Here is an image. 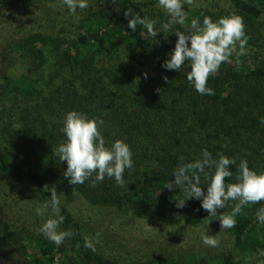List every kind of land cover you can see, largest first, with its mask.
<instances>
[{
  "label": "trees",
  "instance_id": "trees-1",
  "mask_svg": "<svg viewBox=\"0 0 264 264\" xmlns=\"http://www.w3.org/2000/svg\"><path fill=\"white\" fill-rule=\"evenodd\" d=\"M256 1L260 0H228L227 5L210 2L192 12L185 4L186 25L173 23L174 32L185 31L193 18L202 23L201 13L214 21L230 14L243 17L249 37L246 55L239 57L238 66L234 53L232 62L222 64L208 80L215 94L201 95L187 80L189 64L180 72L162 67L178 39L174 33L158 34L155 44L142 26L135 32L127 26V8L133 15L156 19L157 28L168 22L171 17L158 0H121L119 4L88 0V8L77 9L76 14L67 10L65 15L61 14L62 0H0V9L14 11L15 21L4 42L10 43L15 60H21L19 67L25 68L23 73L1 76L0 172L9 173L19 186L32 187L40 204L50 200L48 188H56L65 217L60 230L75 232L67 239L70 255L65 264H255L264 252V224L256 217L264 202L244 207L235 227L228 229L234 241L230 257L180 251L134 261L101 252L100 243L95 244V251L85 248L84 237L94 233L62 199L66 192L120 216L171 223L179 219L203 226L209 213L201 201L191 199L178 208L175 199H182L183 192L166 188L181 163L193 162L207 149L214 159L218 153L237 158L230 167L229 183L236 182L241 158L250 169L264 172V124L260 122L264 118V23ZM57 2L59 9L49 7ZM73 110L103 119L101 132L109 146L123 140L131 147L134 168L124 173L125 187L107 177L92 187L95 174L75 186L64 178L66 162L54 153L66 139L62 128L66 114ZM233 145H242L248 152ZM207 184L201 176L205 192ZM235 203L229 201L218 214L231 213ZM198 213L196 221L193 217ZM218 218L210 216V222L220 225ZM34 226L25 224L26 230H18L12 238V232H5L2 250L8 264H58V255L65 252L63 244L57 247L39 231L41 226ZM24 237L36 243L40 258L28 261L26 255L17 253Z\"/></svg>",
  "mask_w": 264,
  "mask_h": 264
},
{
  "label": "clouds",
  "instance_id": "clouds-1",
  "mask_svg": "<svg viewBox=\"0 0 264 264\" xmlns=\"http://www.w3.org/2000/svg\"><path fill=\"white\" fill-rule=\"evenodd\" d=\"M111 3L119 4L121 0H110ZM64 6L71 14H76L77 9L89 7L88 0H62ZM200 7L196 0H158V6L171 17L168 22L160 24L158 21L146 16L141 17L139 13L133 15V10L127 8L124 16L128 19V28L135 32L140 25L146 29L148 35L159 43L155 38L160 33H174L177 40L173 50L169 53L162 67L169 71L180 72L185 64L190 65L187 73L188 82L201 95H214L212 88L208 87V80L217 73L222 64L231 63V57L235 53L237 65L241 63L240 56L246 55V46L249 37L246 34V25L243 17L230 14L213 20L203 13L202 23L198 18H193L185 31H172L173 23L181 26L186 25L187 13L184 5ZM54 7V5H49ZM6 13L7 9H0ZM119 11V8H117ZM237 46L239 51H237ZM145 78L147 74L145 73ZM165 81L168 77H163ZM264 124V118L261 119ZM104 121L101 118H89L85 113L69 111L64 120L62 132L65 141L58 145L54 155L60 162H66L64 178L71 185L84 184L93 174L92 187L103 182L107 177L114 178L115 183L125 187L124 173L134 168L131 147L123 140H116L109 146L102 135L101 128ZM214 159L207 150H202L200 157L193 162L181 163L172 173L174 179L168 180L166 188L169 190L179 189L183 192V198L175 199L176 207L183 208L186 201L197 199L201 201L203 210L208 216H217L221 229H231L236 225V217L248 205L264 202V172H257L248 166L246 159H240L237 167L236 182H227L233 176L230 167L236 165L237 158H230L223 153L217 154ZM181 161L184 157L179 158ZM201 176L208 182L205 188L201 187ZM50 200L36 207L37 216L44 217L51 209V215L43 223L39 231L57 247L66 239L71 238L74 230H60L65 217L61 215V200L57 195L56 188H48ZM229 201H235L231 213L219 212L229 206ZM259 223L264 224V207L256 212ZM150 227V226H149ZM100 233L94 237H84V247L95 251V244L99 243ZM204 245L208 247H219L220 241L212 235H202ZM264 255V252L261 253Z\"/></svg>",
  "mask_w": 264,
  "mask_h": 264
},
{
  "label": "rangeland",
  "instance_id": "rangeland-1",
  "mask_svg": "<svg viewBox=\"0 0 264 264\" xmlns=\"http://www.w3.org/2000/svg\"><path fill=\"white\" fill-rule=\"evenodd\" d=\"M139 1L150 2L152 0ZM210 2L218 3V5L228 4V0H196L200 7L206 6ZM254 4L262 10L263 15L260 20L264 23V0L256 1ZM51 5H54L57 10L60 3H51ZM61 6V14L65 15L67 7ZM200 7L189 6L191 12ZM1 9L6 8L1 7ZM10 11L9 8L6 13L0 11V82L1 76L5 74L13 76L23 73L25 70L23 66L19 67L18 65V63L21 64V60H15L16 56L11 54V50L8 48L10 43L5 44L4 42L8 31L12 29L11 25L15 23L12 17L14 11ZM232 147L238 151L248 152L242 145H233ZM16 160L19 161L18 158ZM33 193L32 187L19 186L15 184L9 173L0 172V264H8L3 253L4 250H2L5 248L7 238L5 232H12L10 235L12 238L18 230H26L23 228L25 224L34 223V228H38L51 215L49 212L44 217L36 215L35 209L41 204L33 196ZM62 195L68 208L87 225L94 236L97 232L100 233L99 248L101 252H113L115 255H121L134 261H146L155 255L173 256L180 251L194 254L208 253L219 257H230L234 254V241L228 229L222 230L221 225L211 223L210 216L206 217V224L203 226H195L186 220L179 219L173 223L168 220L163 222L162 220L137 219L130 215L120 216L116 213L113 214L112 211L95 208L76 194L62 192ZM193 218L197 221L200 218V213ZM204 234L215 236L220 241V246L213 248L204 245L202 241ZM61 248L65 252L58 255L57 262L65 264L70 255L67 239ZM19 249L17 253L26 255L28 261L33 257L40 258V251L36 243L30 242L29 239H23ZM255 260V264H263L264 255H258Z\"/></svg>",
  "mask_w": 264,
  "mask_h": 264
}]
</instances>
